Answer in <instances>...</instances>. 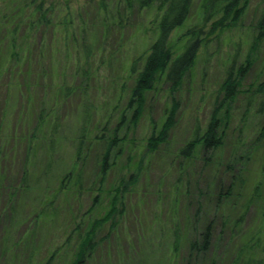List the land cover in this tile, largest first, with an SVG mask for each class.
I'll use <instances>...</instances> for the list:
<instances>
[{
	"label": "rangeland",
	"instance_id": "rangeland-1",
	"mask_svg": "<svg viewBox=\"0 0 264 264\" xmlns=\"http://www.w3.org/2000/svg\"><path fill=\"white\" fill-rule=\"evenodd\" d=\"M8 1L0 0V6ZM55 1L53 19H67L70 28L54 36L41 29L35 38L19 33V50L32 48L20 68L9 61L8 39L1 40L0 33V263L5 245L12 243L20 246L19 263L34 256L29 264H72L81 239L111 210L121 185L118 213L97 226L95 248L84 264H264V91H257L264 85V40L253 48L264 0H250L238 26L209 38L178 91L163 83L148 95L137 126L121 128V117L132 116L129 66L155 40L150 25L155 12L135 13L131 26L105 33L97 25L95 4ZM200 1L172 34L176 49L187 30L203 26ZM248 57L251 66L239 95L228 113L224 108L219 114L226 125L223 147L182 158L180 150L205 132L222 101L227 70L233 61L236 71L245 67ZM173 105L177 115L168 147L143 156L147 139L160 131ZM115 134L125 142L113 150L115 164L101 180L104 144L96 139ZM80 135L85 159L78 162ZM79 170L81 191L62 183L70 171L74 182ZM232 183L231 204L219 201ZM258 186L262 199L256 202ZM241 215L239 232L223 226L227 217ZM210 222V249L191 258L189 243ZM176 229L183 236L174 252Z\"/></svg>",
	"mask_w": 264,
	"mask_h": 264
},
{
	"label": "trees",
	"instance_id": "trees-1",
	"mask_svg": "<svg viewBox=\"0 0 264 264\" xmlns=\"http://www.w3.org/2000/svg\"><path fill=\"white\" fill-rule=\"evenodd\" d=\"M88 1L97 6L95 19L98 20L99 24L97 25H100L102 27L101 30L105 33H108L109 30L114 32L117 30L121 31L131 26L132 16L135 13H142L144 11L155 12L154 19L150 23V25H155L154 31H151L156 35L155 40L150 44L147 51L131 62L129 66V71L134 76V81L133 87L129 91L127 110H132V116L123 115L118 126L119 128L129 123L133 126H137L145 113L148 95L156 92L158 87L163 83L170 85L173 92L178 91L185 77L189 74L191 69L195 67L199 52L209 38L216 37L219 33L238 26L250 2V0H201L199 4V14L203 26L187 30L182 35V38L179 39V41L182 42L181 45L177 47L178 49H176V46L171 44V36L177 29L184 27L190 17L195 0ZM56 7L57 2L55 0H9L5 6H0V33L3 34L1 31H4V37L1 38V40L8 39L9 61L12 62V66L14 65V67L18 66V68H20L25 60L28 61L30 59L32 53V48L28 53H24L22 49L19 50L16 37L19 33L27 32L35 38L41 29H46L42 31L43 33H48L49 31V35L54 36L61 28L64 30L70 28L71 23H69L67 19H63V21L58 19H56V21L53 19L54 14L57 13ZM208 24H210L209 30L206 29ZM254 29L257 35L253 43V48H256L258 44L264 40V6L260 18L254 25ZM67 33H69V31H67ZM85 47L83 39L82 48ZM250 66V58L248 57L245 67H240L236 71L233 61L232 65L227 70L226 78L222 84V101L215 108L214 114L205 132L201 135H194L193 139L180 150V156L182 158L190 160L200 152V150H202L203 153H208L210 151H217L223 147L226 125H223L224 121L219 117V114L224 108H226L225 113L231 110L230 106L239 95L240 83ZM263 87L264 85H261L257 91L263 92ZM176 115L177 107L173 105L169 113H167L160 131L157 133L153 132L147 139L146 150L143 156L148 152L154 153L158 151L160 146L168 147V136L175 126ZM260 135H264V127L260 131ZM83 136L84 135H80V137H78L79 140L76 146V160L78 162L85 159V141ZM96 141L104 144V153L100 162L101 180H104L108 171L115 164L113 161L110 162L113 157V150L120 144L122 145L125 139H119L115 134V136L109 140H105L104 137H101V139H96ZM119 148H121V150L119 149V152H121L123 146ZM165 151H167V148ZM72 175L73 173L70 171L64 177L62 183L70 182V186H74V188L81 191L83 183L81 170L77 171L75 174L74 182H72ZM135 175L138 176V173H135ZM131 178H134V176L131 175ZM120 186L114 190L115 199L111 210L103 219L96 220L91 230L86 232L85 236L81 239L79 250L72 264H84L85 255L88 250H93L95 248L93 238L98 228L97 226L112 220L115 214L118 213L117 202L123 192V188ZM260 188L259 186L255 188L253 200L256 202L262 199ZM233 192L234 183L227 189L226 193H219V201L224 199L228 204H231L233 201L232 198H234ZM95 198L96 201L98 197ZM255 201L251 202L254 203ZM243 218L244 215H241L236 220L227 217L223 222V226L228 227L231 232H239L238 230ZM9 221L10 223L13 221L11 216ZM213 228V222H210L200 234L198 233L199 238L196 236L195 239L189 243L191 258L195 256L194 258L197 259L201 254L208 252L211 247ZM182 236L183 234L181 231L177 229L174 230V252L179 250L182 243ZM18 243L22 245V242ZM255 245L257 246V244ZM19 247L18 244L12 243L5 245V251L2 253L3 261L0 264H22L17 262L19 258L17 256ZM33 258L34 256H30L26 264L32 262ZM246 264H248V261ZM256 264H259V262H256Z\"/></svg>",
	"mask_w": 264,
	"mask_h": 264
}]
</instances>
